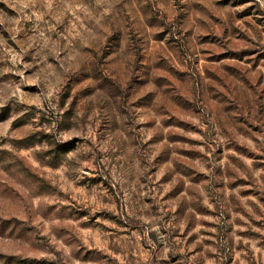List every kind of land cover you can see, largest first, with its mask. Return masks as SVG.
Returning <instances> with one entry per match:
<instances>
[{"label": "rangeland", "instance_id": "374dc122", "mask_svg": "<svg viewBox=\"0 0 264 264\" xmlns=\"http://www.w3.org/2000/svg\"><path fill=\"white\" fill-rule=\"evenodd\" d=\"M0 264H264V0H0Z\"/></svg>", "mask_w": 264, "mask_h": 264}]
</instances>
